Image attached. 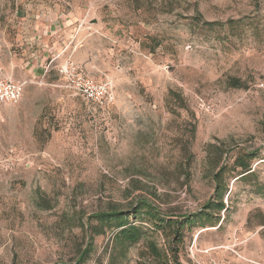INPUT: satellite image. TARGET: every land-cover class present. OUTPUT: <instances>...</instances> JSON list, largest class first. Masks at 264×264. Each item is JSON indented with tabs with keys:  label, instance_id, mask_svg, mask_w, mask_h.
I'll return each instance as SVG.
<instances>
[{
	"label": "rangeland",
	"instance_id": "1",
	"mask_svg": "<svg viewBox=\"0 0 264 264\" xmlns=\"http://www.w3.org/2000/svg\"><path fill=\"white\" fill-rule=\"evenodd\" d=\"M67 58L114 104L68 88ZM0 66L24 83L0 104V264H264V0H0ZM244 149L255 176L226 171L228 210H204ZM140 200L190 218L166 239L127 216L155 255L93 217Z\"/></svg>",
	"mask_w": 264,
	"mask_h": 264
},
{
	"label": "trees",
	"instance_id": "2",
	"mask_svg": "<svg viewBox=\"0 0 264 264\" xmlns=\"http://www.w3.org/2000/svg\"><path fill=\"white\" fill-rule=\"evenodd\" d=\"M212 24V22H208ZM236 81V80H235ZM233 84L237 85L235 82ZM256 151L252 150H240L238 151L232 162L229 163L228 160L224 161L212 174L214 181L213 195L207 199L203 205L204 210H215L218 213L223 210L224 212L228 210L227 205L223 201V194L227 192L226 185L224 184V173L228 170L235 171L236 180H249L255 176L256 166L252 167V159L257 156ZM264 159V157H261ZM257 165V164H256ZM256 186L259 188H264V185L257 182ZM144 215L148 220L149 227H154L156 230H161L166 239L172 235V228L175 225V234L179 232L178 230L183 228L186 223L190 221V218L187 215H183L184 220H173L167 214L159 213L152 206L148 205L146 201L140 200L133 210L129 212L123 211H110V212H100L93 215L100 222H106L112 229H115L114 240L118 241L123 247H128L132 244H135L141 240L146 243V246L152 255L157 253V248L152 240L148 239V233L151 232L150 229L146 226H143L139 223L129 222L127 216L133 214ZM202 213L198 212L196 215H201ZM206 214V213H205ZM194 214H191V216ZM113 223V224H112ZM174 223V225H173ZM217 224V223H216ZM215 225V224H213ZM264 225V223H263ZM89 233V238L93 239V234L103 233V229H97L91 227ZM262 236H264V227L261 230ZM91 243V242H90ZM84 251V250H83ZM89 249L85 250V254L80 255V260L85 258L86 253ZM171 251V249H168ZM174 253V252H172Z\"/></svg>",
	"mask_w": 264,
	"mask_h": 264
},
{
	"label": "built area",
	"instance_id": "3",
	"mask_svg": "<svg viewBox=\"0 0 264 264\" xmlns=\"http://www.w3.org/2000/svg\"><path fill=\"white\" fill-rule=\"evenodd\" d=\"M58 72L65 85L75 94L97 106L113 105L116 99L113 81L109 76L95 80L79 70L71 58H67L58 66ZM24 92V83L5 76L0 66V104L18 101ZM197 264H224L217 260L197 261Z\"/></svg>",
	"mask_w": 264,
	"mask_h": 264
},
{
	"label": "crops",
	"instance_id": "4",
	"mask_svg": "<svg viewBox=\"0 0 264 264\" xmlns=\"http://www.w3.org/2000/svg\"><path fill=\"white\" fill-rule=\"evenodd\" d=\"M74 61V60H73ZM77 66H78V68H79V70L80 71H82L84 74H86V75H88L89 76V74H87L81 67H80V65H78L77 63H75ZM90 77V76H89ZM91 78H93L92 76H91ZM93 79H95V78H93ZM102 79V78H101ZM101 79H95V80H101Z\"/></svg>",
	"mask_w": 264,
	"mask_h": 264
},
{
	"label": "water",
	"instance_id": "5",
	"mask_svg": "<svg viewBox=\"0 0 264 264\" xmlns=\"http://www.w3.org/2000/svg\"><path fill=\"white\" fill-rule=\"evenodd\" d=\"M88 23H94V24H96L97 21H96V19H94V20L89 21Z\"/></svg>",
	"mask_w": 264,
	"mask_h": 264
}]
</instances>
